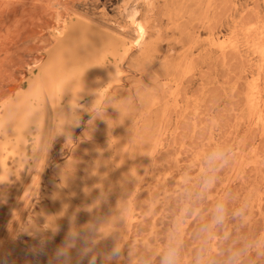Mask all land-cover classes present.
I'll list each match as a JSON object with an SVG mask.
<instances>
[{"label": "rangeland", "instance_id": "rangeland-1", "mask_svg": "<svg viewBox=\"0 0 264 264\" xmlns=\"http://www.w3.org/2000/svg\"><path fill=\"white\" fill-rule=\"evenodd\" d=\"M128 17L145 42L128 47L117 84L88 108L100 116L82 112L71 140L48 136L35 175L0 185V264H55L73 229L101 223L112 233L96 236L97 264L117 239L119 264H133L144 241L163 242L179 170L216 144L235 157L213 195L251 197L248 232L264 231V0H0V105L65 22L131 39Z\"/></svg>", "mask_w": 264, "mask_h": 264}, {"label": "bare ground", "instance_id": "bare-ground-1", "mask_svg": "<svg viewBox=\"0 0 264 264\" xmlns=\"http://www.w3.org/2000/svg\"><path fill=\"white\" fill-rule=\"evenodd\" d=\"M129 20L134 31L131 39H112L80 20L55 30L53 44L45 59L33 64L36 71H28L26 85L0 105V185L35 175L42 166L48 136L75 114L80 118L118 82L128 47L142 48L146 37L144 25L133 17ZM108 56L113 60L108 62ZM261 56L264 60V53ZM75 125L65 128L71 132Z\"/></svg>", "mask_w": 264, "mask_h": 264}, {"label": "clouds", "instance_id": "clouds-1", "mask_svg": "<svg viewBox=\"0 0 264 264\" xmlns=\"http://www.w3.org/2000/svg\"><path fill=\"white\" fill-rule=\"evenodd\" d=\"M93 118L100 116L96 110H87ZM75 114L57 135L71 140L65 125L79 124ZM235 152L230 145L216 144L207 150L196 165L179 170L176 181V211L165 231L163 242L144 241L135 252L133 264H264V231L251 235V197L239 198L231 190L213 195L220 173L233 161ZM105 223L87 228L85 234L73 229L55 253V264H71V250L78 249L82 264H97L96 236H107L111 229ZM189 241L191 246L189 247ZM124 243L117 239L114 246L103 253L106 264L122 258Z\"/></svg>", "mask_w": 264, "mask_h": 264}]
</instances>
